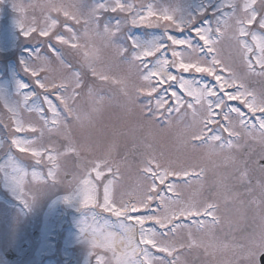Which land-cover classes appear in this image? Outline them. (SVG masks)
Instances as JSON below:
<instances>
[{"label": "snow or ice", "instance_id": "6c2138e0", "mask_svg": "<svg viewBox=\"0 0 264 264\" xmlns=\"http://www.w3.org/2000/svg\"><path fill=\"white\" fill-rule=\"evenodd\" d=\"M13 7L19 14L17 27L25 39L35 33L68 47L80 56L82 66L94 81L92 84L86 83L82 74L73 71L70 64H65L60 52L49 43L48 51L68 69L72 76L71 83L67 80L49 81L47 76H41V73L49 70L50 59L35 52L29 54V61L21 63L23 71L32 76L39 91H26L28 84H18L15 96L20 99L15 104L8 103L6 97L0 94L10 114L7 121L0 118V125L9 133L8 151L3 163H0V174L4 175L26 208L49 182L54 185L61 182L62 174L65 178L70 175L62 169L61 158L81 157V147L70 136L68 129L73 121L78 124L84 121L91 123L93 115L102 110L104 97L97 91L96 83L116 86L129 103L140 105V114L145 121L158 125L162 130L171 127L174 119L183 120L190 116L192 123L188 128L192 130L187 142L194 149L206 146L210 154L227 151V159L234 166L236 159L233 154L245 147L242 143L244 136L260 144L261 153L253 159V152H246L248 159L242 161L243 167H237V179L241 185H248L246 194L251 195L254 189L251 187L249 164L264 172V94L258 96L248 89L233 69L224 64L220 59L219 45L225 39L234 42L247 73L264 77V0H205L202 7L189 12L181 9L157 12L152 5L137 6L135 2L112 0L108 4L95 5L87 15L82 11V5L49 0L43 6L47 10L43 27H37L35 23L26 25L20 18V15L26 17L24 6L14 2ZM210 8L213 19L200 23V18L207 16ZM106 12L119 13L125 19L117 20L114 25L104 23L101 27L102 14ZM59 16H63L65 21L83 24L84 36L90 43L82 44L67 23L64 29L70 36L56 32ZM128 25L160 28L164 35L148 44H140L128 37V46H116V38ZM186 32L189 35L174 34ZM93 37H101L107 46L116 47L120 63L135 68L141 83L130 90L127 76L117 77L103 70L100 67L102 50ZM33 62H38V66H34ZM184 74L193 75L186 78ZM205 78H210L214 83L206 82ZM69 87L71 93L66 94ZM229 89L235 91L230 92ZM82 91L91 104L89 111L75 107ZM232 101L243 105L247 113L233 106ZM21 110L35 113L41 123L24 122L19 117ZM248 113L251 115L248 116ZM25 132L37 136L24 138L19 135ZM46 132L62 138L65 146L61 150L55 146L37 147V139ZM3 148L4 143L0 141V149ZM145 148L148 151L139 168L143 182L129 199L119 203L114 199L115 185L121 178V162L109 150L104 158L92 161L91 166L84 169L75 193L64 201L66 204L75 202L77 211L83 212L84 216L87 215L84 209H99L115 217L114 225L105 219L103 227L94 211L93 225H87L86 220L80 221L81 235L88 242L90 256L95 258L96 264H180L185 249H203L206 255H215L221 247L227 248L226 244L204 243L193 234V228L197 232H206L222 223L219 203L212 199L203 203L195 199H181L180 184L201 180L204 169L162 163V153L157 155L152 152V145L148 143ZM15 152L30 156L35 165L44 164L47 173L35 170L29 173ZM126 162L127 157H124L123 163ZM97 182H102V202L99 200ZM29 184L36 188L35 192L29 193ZM257 185L261 195L259 199H251L250 203L264 211V181H257ZM220 187L227 193L225 203L233 199L243 203L240 193L233 195L222 183ZM112 227H118L120 231L109 230ZM181 233L186 235L178 240ZM239 247L246 264H259V257L264 255V229L248 245Z\"/></svg>", "mask_w": 264, "mask_h": 264}, {"label": "rangeland", "instance_id": "374dc122", "mask_svg": "<svg viewBox=\"0 0 264 264\" xmlns=\"http://www.w3.org/2000/svg\"><path fill=\"white\" fill-rule=\"evenodd\" d=\"M14 2L24 6L26 17L20 15V18L26 25L35 23L37 27H43L47 10L43 7L49 0H3L0 2V94L6 97V101L15 104L20 97L15 96L17 86L20 83L28 84L29 88L26 91H39L33 83L32 76L23 71L22 61L30 60V53L39 52L42 56H47L50 59L49 70L41 73V76H47L49 81L67 80L72 81L67 68L61 65L48 51L49 43L54 47L61 56L65 64H70L73 71H78L82 74L86 83H94L87 69L82 66L80 56L74 53L66 46L57 44L54 39L40 37L37 34L25 39L18 27V13L14 9ZM58 3L67 5H82V11L85 15L95 5L100 3H111L112 0H56ZM125 3L135 2L137 6L152 5L154 10L162 12L164 9L174 10L181 9L185 12L195 10L202 7L205 0H124ZM214 7V5H213ZM212 8L209 9V14L200 18V23L211 21ZM55 15V13H53ZM59 25L56 32L63 34L65 37L70 36V33L65 31L64 25L67 23L71 26L80 38V42L90 43L84 36V25L75 24L72 21H65L63 16L57 17ZM125 17L119 13L106 12L102 14L100 21L101 27L104 23L114 25L117 20H124ZM177 36H187L189 33H174ZM164 35L160 28L147 29L142 27H133L128 25L124 27L121 33L115 40L116 46H128V37L135 39L140 44H148L153 40ZM95 43L102 50V63L100 67L103 70L109 71L111 75L128 77L129 89L132 90L134 85L141 83L138 73L135 68L127 64L120 63V57L116 54V47L107 46L106 41L101 37H93ZM220 59L224 64L233 69L240 79L243 80L245 86L257 93L258 96L264 94V77L249 75L246 68L240 62L234 42L225 39L219 45ZM169 59L171 55L169 53ZM13 62V63H12ZM34 66H38V62H33ZM20 75L18 78L17 75ZM171 71L175 72L174 69ZM186 78H191L193 74H184ZM206 82L210 78H205ZM214 83V82H212ZM97 91L103 95L104 102L102 110L93 115L91 123L84 121L81 124L73 121L68 132L70 136L80 145L82 155L79 159L75 156L63 157L60 160L61 167L70 175L65 178L63 174L60 177L61 182L52 184L43 189L33 200L29 207H25L16 194L4 186V190L0 192V223L4 226L0 227V264H62L64 261L74 259L76 264H96L95 258L90 256V247L85 238L81 235L79 224L81 220H86L87 225H93L92 212L96 213L97 219L101 227L104 226V220L107 219L111 225L115 224V217L108 213H102L99 209L83 211L87 213L77 221L72 217L77 213L78 206L66 204V197L71 196L77 189V181L84 175V169L91 166V162L102 159L107 155L109 150L112 151L113 157L121 162L120 180L115 185L113 192L114 199L117 203L121 200L129 199L130 195L137 192L140 184L143 182V177L139 171L143 156L148 149L145 144H151V151L157 155L163 154L161 157L162 163H173L179 167L204 169V174L201 180H192L189 184H180L179 192L182 201L197 200L203 203L206 200H215L219 203V216L222 218V223L215 228H210L206 232H197L193 228V234L196 238L204 243L210 241L218 245H228L227 248L221 247L215 255H206L203 249L183 251L180 264H246L241 258V245H248L250 240L258 237L261 230L264 229V211L257 205L250 203V200L259 199L261 190L257 185V181H264V172L249 164V175L251 177V187L254 191L251 195L246 194L248 185H241L237 179V167H243L242 161L247 160L245 154L248 151L253 152V159L262 151V146L258 143H253L244 136L242 143L245 147L233 155L236 159V165H232L227 157V151L210 154L206 146L193 148L187 142L188 135L192 129L188 125L192 123L191 117H186L183 120H173L171 127L161 129L158 125L151 124L145 121L140 114V105L138 103H129L121 94L116 86L109 84L96 83ZM232 92L235 89H229ZM71 93V88L66 94ZM143 100V97H141ZM233 106L240 107L241 111L247 113V109L240 105L237 101L230 102ZM5 100L0 99V118L7 121L9 113L4 107ZM78 110L89 111L91 104L88 101L85 93L82 91L80 98L75 105ZM251 114L248 113V116ZM19 117L26 123L40 124V120L35 113L21 110ZM7 134V136L5 135ZM9 133L0 125V141L4 143V148L0 149V158L7 152ZM24 138H34L37 134L25 132L22 133ZM37 147L55 146L57 150H61L65 146V141L55 134L45 133L42 138H38ZM25 168L31 171H43L47 173V167L44 164L35 165L30 156L15 154ZM124 157H127V162L123 163ZM3 163V162H0ZM39 172V171H38ZM75 177V179H73ZM67 181H71L68 183ZM99 184V200H103L102 182ZM221 183L227 186V189L234 195L240 193V200L233 199L229 203H225L227 193L220 187ZM29 193L35 192L36 188L28 185ZM13 195V198L8 195ZM5 201H3L4 199ZM3 199V200H2ZM57 204L58 208H54ZM51 209V210H49ZM61 210V211H60ZM60 211V212H58ZM105 216V217H104ZM36 221L41 222V228L35 227ZM61 219V220H60ZM27 222H32L31 231L27 226H21ZM72 222H77L76 232L71 234V240L68 238L66 230L62 229V224L67 223L64 227ZM61 223V228L59 224ZM120 231L118 227H112ZM34 231L38 233L39 240L35 242L33 239ZM31 232L29 241L32 245L26 254V259L20 263H8L5 259L7 249L6 235L14 240L16 245H20L19 234L28 235ZM61 234V236H60ZM185 233H181L180 240L185 237ZM159 255V254H158ZM110 261V253L107 254ZM66 257V259L64 258Z\"/></svg>", "mask_w": 264, "mask_h": 264}, {"label": "flooded vegetation", "instance_id": "af4514ba", "mask_svg": "<svg viewBox=\"0 0 264 264\" xmlns=\"http://www.w3.org/2000/svg\"><path fill=\"white\" fill-rule=\"evenodd\" d=\"M2 190H3V188H1V191ZM32 225H33L32 223L27 224V227L29 228L30 231L32 229ZM3 226L4 225L2 223H0V227L2 228ZM35 227L37 229H40L41 228V222L35 221ZM35 233H36L35 231H34V233H32L33 239L35 242H38L39 235H38V239H36ZM30 234H31V232H29L27 236H25V234H21V233L18 235L20 240H21L20 245H16L14 243V240L12 238H10V236L8 238V236L6 235L5 240L7 243V249L5 251L6 252L12 251L14 254H16L18 257H20L21 260L26 259V256L28 255L26 253L28 252V250H30V248L32 246L30 244L31 241H29Z\"/></svg>", "mask_w": 264, "mask_h": 264}, {"label": "water", "instance_id": "95a60500", "mask_svg": "<svg viewBox=\"0 0 264 264\" xmlns=\"http://www.w3.org/2000/svg\"><path fill=\"white\" fill-rule=\"evenodd\" d=\"M6 259L10 262V263H14L15 262V260L17 259V260H20L19 258H17L12 252H8L7 254H6ZM260 264H264V255H262L261 257H260Z\"/></svg>", "mask_w": 264, "mask_h": 264}, {"label": "bare ground", "instance_id": "6f19581e", "mask_svg": "<svg viewBox=\"0 0 264 264\" xmlns=\"http://www.w3.org/2000/svg\"><path fill=\"white\" fill-rule=\"evenodd\" d=\"M71 205H72V206H78L75 202H73ZM54 208H55V209L58 208V207H57V204L55 205ZM49 210H51V209H49ZM111 231L119 232V231H117V230H115V229H111Z\"/></svg>", "mask_w": 264, "mask_h": 264}]
</instances>
